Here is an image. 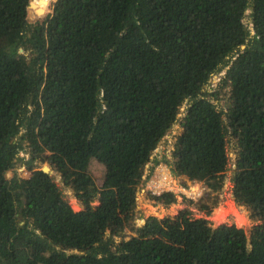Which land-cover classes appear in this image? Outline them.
Returning <instances> with one entry per match:
<instances>
[{
  "label": "trees",
  "instance_id": "1",
  "mask_svg": "<svg viewBox=\"0 0 264 264\" xmlns=\"http://www.w3.org/2000/svg\"><path fill=\"white\" fill-rule=\"evenodd\" d=\"M48 1L0 0V264H264V0ZM182 105L172 174L220 188L230 142L248 236L185 210L120 237Z\"/></svg>",
  "mask_w": 264,
  "mask_h": 264
},
{
  "label": "rangeland",
  "instance_id": "2",
  "mask_svg": "<svg viewBox=\"0 0 264 264\" xmlns=\"http://www.w3.org/2000/svg\"><path fill=\"white\" fill-rule=\"evenodd\" d=\"M54 1L55 0L48 1L44 12L45 15L48 11L51 10L50 4ZM31 2L32 0H30L29 4ZM223 74L224 71L212 76L211 84L209 85L208 90H211L213 87H215ZM184 110L185 105H182L177 121L173 124V126L169 129L165 136L159 141L156 149L154 150L153 157H156L158 159V163L154 165L149 176H147L149 174V164L145 166L143 180L139 184L138 190L136 192V204L133 209V220L128 223L120 237L127 238L128 236H130V234H132L133 232V227L141 225L144 222L145 218L149 215H154L158 218H161L164 216H174L185 210H188L192 217L204 218L213 226H216L220 223L235 224L238 227H242L248 235L250 234L251 228L259 224L260 221L251 215L250 208L237 203L233 197V162L235 160L236 153L234 148L230 146V142H228L227 144L229 162L224 173L222 185L220 188L212 190L209 189L208 186L201 181L188 180L184 176H176L172 174V192L176 196V201L167 205L161 202L157 198L156 194L147 189L148 180L150 179V177H153L156 168H159L161 166L159 164H168L172 160V149L174 147L175 140L182 131V125L180 121L182 116L184 115ZM25 149L27 151L24 149L22 150V155L20 156L19 154V160L17 163L19 164L18 170L20 173L22 170V166L30 157L29 148L26 146ZM44 164L49 165L48 162L42 161L41 159H36L35 162H33L35 169L42 168ZM53 171L54 173L52 174V176L54 177V181L56 182L57 186L61 190L64 199L70 204L72 209H81L82 205L75 197L73 191L63 184L59 173H57L54 169ZM90 172L92 173L96 184L100 185L103 175L102 164L96 160L92 161L90 164ZM148 177L149 179L147 180ZM182 186H185L186 189L189 188L188 191L194 190L195 195L191 193V191L190 193L181 192L180 189L182 188ZM96 203V200L92 202L93 205H95ZM219 209L222 210L219 211L218 216L216 217V210ZM120 237L117 236L116 239H119Z\"/></svg>",
  "mask_w": 264,
  "mask_h": 264
},
{
  "label": "built area",
  "instance_id": "3",
  "mask_svg": "<svg viewBox=\"0 0 264 264\" xmlns=\"http://www.w3.org/2000/svg\"><path fill=\"white\" fill-rule=\"evenodd\" d=\"M25 175L27 172H23ZM148 188L150 191L154 194H160L163 191L166 190H173L172 184H171V179H170V173L168 172L167 168L165 167H160L159 171L153 175L152 178H150V181L148 183ZM189 189V188H188ZM186 189V187H183L180 189L181 192L187 193L191 191L195 195L194 190H189Z\"/></svg>",
  "mask_w": 264,
  "mask_h": 264
},
{
  "label": "clouds",
  "instance_id": "4",
  "mask_svg": "<svg viewBox=\"0 0 264 264\" xmlns=\"http://www.w3.org/2000/svg\"><path fill=\"white\" fill-rule=\"evenodd\" d=\"M19 165V164H18ZM22 165V164H21ZM159 165H161L162 167H165V168H167V170H168V172L170 173V179H171V184H172V182H173V176H172V172H171V170H170V167L168 166V164H159ZM158 165V166H159ZM160 166V167H161ZM160 167L159 168H156V171H155V173H157V171H159V169H160ZM25 164L22 166V170H21V173H20V175H21V178L24 176L23 174V172L25 171ZM152 171H150L149 172V175H150V173H151ZM148 175V176H149ZM151 178V177H150ZM149 179V177L147 178V180ZM146 180V181H147ZM149 181H150V179L148 180V183H149ZM183 187H185V186H183ZM148 190H150L149 188H147ZM168 191H171L172 192V190H166V191H163V192H168ZM163 192H161L160 194H156L157 196H160Z\"/></svg>",
  "mask_w": 264,
  "mask_h": 264
},
{
  "label": "water",
  "instance_id": "5",
  "mask_svg": "<svg viewBox=\"0 0 264 264\" xmlns=\"http://www.w3.org/2000/svg\"><path fill=\"white\" fill-rule=\"evenodd\" d=\"M31 3L29 4V8L31 7ZM243 47V46H242ZM44 172L48 173L49 175H52L54 173L53 169L48 165L44 164L43 167L41 168ZM248 236V234H247Z\"/></svg>",
  "mask_w": 264,
  "mask_h": 264
},
{
  "label": "bare ground",
  "instance_id": "6",
  "mask_svg": "<svg viewBox=\"0 0 264 264\" xmlns=\"http://www.w3.org/2000/svg\"><path fill=\"white\" fill-rule=\"evenodd\" d=\"M220 210H222V209L216 210V213H215L216 217L218 216V213Z\"/></svg>",
  "mask_w": 264,
  "mask_h": 264
}]
</instances>
